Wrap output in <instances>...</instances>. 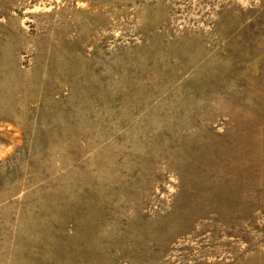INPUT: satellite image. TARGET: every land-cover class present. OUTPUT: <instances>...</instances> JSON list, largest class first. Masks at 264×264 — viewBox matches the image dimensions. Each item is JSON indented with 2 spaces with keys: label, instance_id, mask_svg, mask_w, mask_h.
Returning a JSON list of instances; mask_svg holds the SVG:
<instances>
[{
  "label": "rangeland",
  "instance_id": "rangeland-1",
  "mask_svg": "<svg viewBox=\"0 0 264 264\" xmlns=\"http://www.w3.org/2000/svg\"><path fill=\"white\" fill-rule=\"evenodd\" d=\"M0 264H264V0H0Z\"/></svg>",
  "mask_w": 264,
  "mask_h": 264
}]
</instances>
